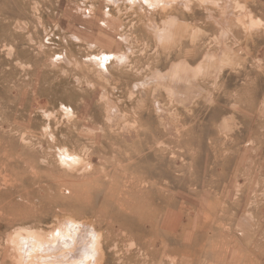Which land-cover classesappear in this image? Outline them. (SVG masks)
<instances>
[{
    "label": "rangeland",
    "instance_id": "rangeland-1",
    "mask_svg": "<svg viewBox=\"0 0 264 264\" xmlns=\"http://www.w3.org/2000/svg\"><path fill=\"white\" fill-rule=\"evenodd\" d=\"M0 264H264V0H0Z\"/></svg>",
    "mask_w": 264,
    "mask_h": 264
},
{
    "label": "bare ground",
    "instance_id": "bare-ground-1",
    "mask_svg": "<svg viewBox=\"0 0 264 264\" xmlns=\"http://www.w3.org/2000/svg\"><path fill=\"white\" fill-rule=\"evenodd\" d=\"M36 239L38 240V241H42L43 242V240L44 239H42L41 237H39V236H37L36 237ZM71 246H69V248H70ZM85 247V248H84ZM83 248H77L76 249V253H75V255H82V254H84L83 253V251H85V249L86 250H89V246L88 245H85ZM96 247H99V246H96ZM96 247H95V249H96ZM57 248V247H56ZM71 248H73V247H71ZM46 249V248H45ZM28 255H33V253L31 252L32 251V248H28ZM70 250H72V249H70ZM69 249H67V253H69L68 251H70ZM44 251V250H43ZM89 251H91V250H89ZM89 251H85L86 253L87 252H89ZM82 253V254H81ZM85 253V254H86ZM71 255H73L74 253H70ZM89 254V253H88ZM67 255V254H66ZM71 255H70V257H71ZM45 256H46V253H45ZM69 256V255H68ZM74 257V256H73ZM75 259V258H74Z\"/></svg>",
    "mask_w": 264,
    "mask_h": 264
}]
</instances>
